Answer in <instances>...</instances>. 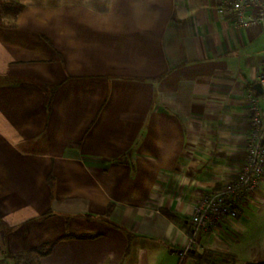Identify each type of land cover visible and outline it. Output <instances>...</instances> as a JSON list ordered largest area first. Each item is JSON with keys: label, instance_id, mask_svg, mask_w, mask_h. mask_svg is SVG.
Here are the masks:
<instances>
[{"label": "crops", "instance_id": "obj_1", "mask_svg": "<svg viewBox=\"0 0 264 264\" xmlns=\"http://www.w3.org/2000/svg\"><path fill=\"white\" fill-rule=\"evenodd\" d=\"M21 2L0 28V264L48 243L29 264H179L198 199L241 169L264 21L235 29L224 0ZM243 212L181 264L264 263Z\"/></svg>", "mask_w": 264, "mask_h": 264}, {"label": "built area", "instance_id": "obj_2", "mask_svg": "<svg viewBox=\"0 0 264 264\" xmlns=\"http://www.w3.org/2000/svg\"><path fill=\"white\" fill-rule=\"evenodd\" d=\"M219 13L229 16L235 29L249 30L264 21V0H224ZM256 83L261 93L248 92L246 95L249 130L241 169L220 189L204 193L198 199L190 217L187 242L178 252L179 264L196 249L200 236L233 231L232 224L264 184V65L257 74Z\"/></svg>", "mask_w": 264, "mask_h": 264}, {"label": "trees", "instance_id": "obj_3", "mask_svg": "<svg viewBox=\"0 0 264 264\" xmlns=\"http://www.w3.org/2000/svg\"><path fill=\"white\" fill-rule=\"evenodd\" d=\"M22 10V6L18 5L14 0L1 3L0 0V28H12L14 27V20L18 13ZM6 15V17H3ZM9 17V18H8ZM76 239H89L92 236H71ZM53 243L41 245L37 248H32L24 255L17 256V259H23L25 264H29L33 260L32 255L36 256V261L39 258L50 254ZM181 264V263H180ZM251 264H264V263H251Z\"/></svg>", "mask_w": 264, "mask_h": 264}, {"label": "rangeland", "instance_id": "obj_4", "mask_svg": "<svg viewBox=\"0 0 264 264\" xmlns=\"http://www.w3.org/2000/svg\"><path fill=\"white\" fill-rule=\"evenodd\" d=\"M7 1H9V0H1V3H3V2L5 3ZM11 1H13V0H11ZM14 1L16 3H18V5L22 6L21 0H14ZM55 2H57V0H55ZM3 17H6V15H4ZM261 187H262L261 190H264V184H262ZM256 195L258 196V192H256ZM262 196H264V195H262ZM262 198H264V197H262ZM259 208H264V203L258 204V200L250 202L249 204H247V206L244 208L243 214H244V216H247L248 220H247V222L243 223V225L246 226V223H250L252 226H253V224H256L260 230V231H257L256 234H260L261 242H264V209H259ZM255 232H253V229L250 230V232H248L246 235V236H248V238H246V241H250V243L258 242L260 239H258V235L253 234ZM244 263L236 262V261H233V262L228 261V262H225L224 264H244ZM256 263H259V262H256ZM219 264H221V263H219Z\"/></svg>", "mask_w": 264, "mask_h": 264}, {"label": "water", "instance_id": "obj_5", "mask_svg": "<svg viewBox=\"0 0 264 264\" xmlns=\"http://www.w3.org/2000/svg\"><path fill=\"white\" fill-rule=\"evenodd\" d=\"M253 89L257 92V93H261V87L260 85L257 83L254 85Z\"/></svg>", "mask_w": 264, "mask_h": 264}]
</instances>
